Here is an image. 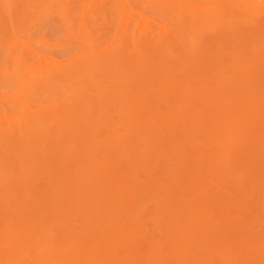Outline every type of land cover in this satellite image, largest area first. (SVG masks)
I'll return each mask as SVG.
<instances>
[{
    "label": "rangeland",
    "instance_id": "rangeland-1",
    "mask_svg": "<svg viewBox=\"0 0 264 264\" xmlns=\"http://www.w3.org/2000/svg\"><path fill=\"white\" fill-rule=\"evenodd\" d=\"M0 264H264V0H0Z\"/></svg>",
    "mask_w": 264,
    "mask_h": 264
},
{
    "label": "bare ground",
    "instance_id": "bare-ground-1",
    "mask_svg": "<svg viewBox=\"0 0 264 264\" xmlns=\"http://www.w3.org/2000/svg\"><path fill=\"white\" fill-rule=\"evenodd\" d=\"M242 1H244V0H242ZM241 2V1H240ZM184 10V9H183ZM183 10H182V12H183ZM203 10V9H202ZM179 13V12H178ZM181 14V13H180ZM182 16V15H181ZM182 17H184V16H182ZM194 21V20H193ZM258 21H259V19L256 21V23H258ZM190 22V21H189ZM233 27V26H232ZM255 30V29H254ZM256 30H258V29H256ZM143 31V30H142ZM139 32V31H138ZM138 35H139V33H138ZM206 41V40H205ZM105 51V50H104ZM222 55V54H221ZM207 62V61H206ZM201 63V62H200ZM203 63V62H202ZM207 64V63H206ZM60 67H62L61 69H63L64 68V66H66V65H59ZM185 98V97H184ZM135 100V99H134ZM137 100V99H136ZM183 103V102H182ZM63 110V109H62ZM172 111V110H171ZM191 115V114H190ZM181 124V123H180ZM145 126V125H144ZM155 128V127H154ZM189 129V128H188ZM149 130H151V129H149ZM200 130V129H199ZM188 131V130H187ZM191 132V131H190ZM153 133V132H152ZM64 135V134H63ZM199 140V139H198ZM174 156V155H173ZM171 161V160H170ZM196 166V165H195ZM22 196V195H21ZM113 217H114V215H113Z\"/></svg>",
    "mask_w": 264,
    "mask_h": 264
}]
</instances>
